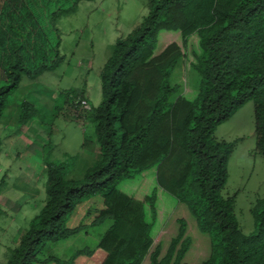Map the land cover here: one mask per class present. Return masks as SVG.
<instances>
[{
	"label": "trees",
	"instance_id": "16d2710c",
	"mask_svg": "<svg viewBox=\"0 0 264 264\" xmlns=\"http://www.w3.org/2000/svg\"><path fill=\"white\" fill-rule=\"evenodd\" d=\"M57 9L49 18L56 30L62 13ZM19 11L22 18L15 21L16 15L0 9V46L3 26L43 27L39 7L27 2ZM26 42L30 49L17 40L8 41L12 53L0 51V124L23 79H36L62 59L59 45L50 63L35 36ZM181 60L201 76L197 90L181 92L172 84ZM100 78L98 107L86 111L85 93L69 91L60 112L66 120L94 125L95 163L82 180L68 179L62 164L45 163L47 200L7 264H143L147 257L150 264H187L194 239L185 219L177 220L178 233L165 255L160 244L152 251L176 205H184L208 236L210 254L199 264H264V200L252 209L255 231L245 234L236 214L238 193L222 194L237 142L216 136L219 126L252 101L255 152L264 157V0H149L148 15L117 40ZM36 116L37 109L24 102L19 122L27 125ZM2 151L0 137V156ZM98 195L104 208L92 226L107 220L111 225L96 248L79 250L67 261L42 256L47 244L83 232L85 226L70 228L68 221L81 203Z\"/></svg>",
	"mask_w": 264,
	"mask_h": 264
},
{
	"label": "rangeland",
	"instance_id": "374dc122",
	"mask_svg": "<svg viewBox=\"0 0 264 264\" xmlns=\"http://www.w3.org/2000/svg\"><path fill=\"white\" fill-rule=\"evenodd\" d=\"M27 2H31V7L42 10L45 16L43 27L34 29L31 26L29 30H20L3 26L1 34L5 44L0 46V51L5 49L3 53L7 56L13 52L8 41L19 40L27 44L26 39L31 34V39L35 36L38 40L39 49L49 56L50 63L57 59V45L58 56L62 59L53 70L36 79H23L19 90L8 99L0 124V137L3 139L0 184L4 179L0 188V264L8 263L9 250L19 241V233L29 228L45 205V163L62 164L66 167L68 179L82 180L98 156L94 125L87 121L66 120L61 114L65 106L63 95L69 91H83L90 100L89 104L98 107L102 101L100 74L117 40L131 33L149 13V0H49L47 4L45 0H0V9L16 15V21L22 18L23 11L19 10L26 7ZM57 8L62 13L57 17L56 30L49 18L50 11L56 12ZM4 65L5 60L0 55V77ZM200 83L201 76L185 61H179L172 75V84L185 92L197 90ZM24 102L37 109V116L23 126L19 119ZM85 136L90 137L87 149H83ZM216 136L220 141L237 142L229 163V180L222 194L231 197L238 193L236 214L240 226L245 234L253 233L256 226L252 209L264 200V157L255 152L254 103H247L222 124ZM142 180L139 178V182H133L134 187L138 188ZM142 190L139 188L138 192ZM4 203L19 205L22 209L16 212L7 209ZM103 208L100 195L81 203L69 219L68 227L83 225V232L69 240L47 244L42 256L59 255L67 259L79 250L95 249L111 225L107 220L92 226ZM172 214L156 237L152 251L160 244L162 255H165L172 238L178 233L177 220L185 219L189 224L188 233L194 239L186 263L199 264L206 260L210 254L208 236L200 233L184 205H176ZM143 264H150L149 257Z\"/></svg>",
	"mask_w": 264,
	"mask_h": 264
},
{
	"label": "crops",
	"instance_id": "0c3cea01",
	"mask_svg": "<svg viewBox=\"0 0 264 264\" xmlns=\"http://www.w3.org/2000/svg\"><path fill=\"white\" fill-rule=\"evenodd\" d=\"M89 100V99H88ZM90 101V100H89ZM236 115V114H235ZM234 115V116H235ZM220 127V126H219ZM236 150V149H235ZM235 152V151H234ZM234 154V153H233ZM233 156V155H232ZM250 156H252V155H250ZM232 158V157H231ZM255 158V157H254ZM256 159V158H255ZM231 160V159H230ZM229 163H230V161H229ZM5 204V207L7 206V209H10V210H17L16 212H18V211H20L21 209H22V207L21 206H19V205H15V204H13V205H9V203H4ZM25 231V230H24ZM24 231H22L21 233H19V237H18V240H20V237H21V235H22V233L24 232ZM87 235V234H86ZM87 236H89V235H87ZM18 242L19 241H17V243H16V245H14L13 247H12V249H10L9 250V252L11 253V251L12 250H14L16 247H17V244H18ZM50 256H53V255H50ZM56 257H58V258H60V259H62V260H65V261H67V260H69L70 258H62V257H59V255L58 256H56Z\"/></svg>",
	"mask_w": 264,
	"mask_h": 264
},
{
	"label": "built area",
	"instance_id": "2783aa9c",
	"mask_svg": "<svg viewBox=\"0 0 264 264\" xmlns=\"http://www.w3.org/2000/svg\"><path fill=\"white\" fill-rule=\"evenodd\" d=\"M81 106H82V108L83 109H85L86 111H91V105L89 104V102L88 101H86V100H82L81 101Z\"/></svg>",
	"mask_w": 264,
	"mask_h": 264
}]
</instances>
